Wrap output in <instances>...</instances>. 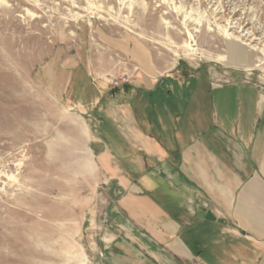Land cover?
<instances>
[{"label": "crops", "instance_id": "1", "mask_svg": "<svg viewBox=\"0 0 264 264\" xmlns=\"http://www.w3.org/2000/svg\"><path fill=\"white\" fill-rule=\"evenodd\" d=\"M132 55L133 80L110 90L83 61L43 83L66 105L57 137L79 154L96 262L264 264V87Z\"/></svg>", "mask_w": 264, "mask_h": 264}, {"label": "rangeland", "instance_id": "2", "mask_svg": "<svg viewBox=\"0 0 264 264\" xmlns=\"http://www.w3.org/2000/svg\"><path fill=\"white\" fill-rule=\"evenodd\" d=\"M138 48L165 75L208 67L264 87V0H0V264H98L46 76L83 61L110 90L133 80Z\"/></svg>", "mask_w": 264, "mask_h": 264}, {"label": "water", "instance_id": "3", "mask_svg": "<svg viewBox=\"0 0 264 264\" xmlns=\"http://www.w3.org/2000/svg\"><path fill=\"white\" fill-rule=\"evenodd\" d=\"M202 212H206L204 216L208 219H214V216L212 215L211 211H206L204 209L201 210Z\"/></svg>", "mask_w": 264, "mask_h": 264}, {"label": "bare ground", "instance_id": "4", "mask_svg": "<svg viewBox=\"0 0 264 264\" xmlns=\"http://www.w3.org/2000/svg\"><path fill=\"white\" fill-rule=\"evenodd\" d=\"M143 55V54H142ZM143 65V64H142ZM145 66V65H144Z\"/></svg>", "mask_w": 264, "mask_h": 264}, {"label": "built area", "instance_id": "5", "mask_svg": "<svg viewBox=\"0 0 264 264\" xmlns=\"http://www.w3.org/2000/svg\"><path fill=\"white\" fill-rule=\"evenodd\" d=\"M117 84H118V83H117ZM117 84H116V85H117Z\"/></svg>", "mask_w": 264, "mask_h": 264}]
</instances>
